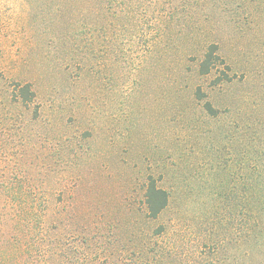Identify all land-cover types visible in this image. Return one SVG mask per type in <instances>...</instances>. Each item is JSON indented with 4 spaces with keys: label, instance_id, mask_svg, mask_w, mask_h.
Segmentation results:
<instances>
[{
    "label": "rangeland",
    "instance_id": "obj_1",
    "mask_svg": "<svg viewBox=\"0 0 264 264\" xmlns=\"http://www.w3.org/2000/svg\"><path fill=\"white\" fill-rule=\"evenodd\" d=\"M0 264H264V0H0Z\"/></svg>",
    "mask_w": 264,
    "mask_h": 264
},
{
    "label": "trees",
    "instance_id": "obj_2",
    "mask_svg": "<svg viewBox=\"0 0 264 264\" xmlns=\"http://www.w3.org/2000/svg\"><path fill=\"white\" fill-rule=\"evenodd\" d=\"M213 56H215V51H211L208 54H206L205 59L201 64L202 73L209 72L210 66L213 64L212 63ZM25 88L27 91H24L25 89H23L24 94L26 95L27 92L31 94L29 85H27ZM207 108L209 110H212L210 104L207 105ZM146 198H147L149 216L151 218H157L160 215V213L165 209L169 200L168 193L158 188L154 181H151V183L149 184Z\"/></svg>",
    "mask_w": 264,
    "mask_h": 264
}]
</instances>
